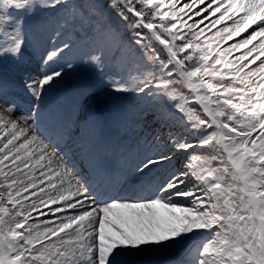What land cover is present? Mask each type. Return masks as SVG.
I'll return each mask as SVG.
<instances>
[{
  "label": "snow or ice",
  "instance_id": "obj_1",
  "mask_svg": "<svg viewBox=\"0 0 264 264\" xmlns=\"http://www.w3.org/2000/svg\"><path fill=\"white\" fill-rule=\"evenodd\" d=\"M73 37L166 130L127 167L90 158L102 184L37 122ZM41 41L56 66L23 85L36 111L0 82V264H264V0H0V59Z\"/></svg>",
  "mask_w": 264,
  "mask_h": 264
},
{
  "label": "rangeland",
  "instance_id": "obj_2",
  "mask_svg": "<svg viewBox=\"0 0 264 264\" xmlns=\"http://www.w3.org/2000/svg\"><path fill=\"white\" fill-rule=\"evenodd\" d=\"M13 14L22 15V13L15 10H13ZM35 22L37 25L40 24L38 18ZM50 31L51 28L48 26L38 28V34H43L44 37ZM72 39L74 43L71 51H66L60 58L59 63L70 61L73 63L74 68L69 70L70 75L67 73L62 80H58L54 86L46 89L43 102L39 103L37 114L40 130L49 137L55 138L56 134L57 137L59 135L60 140H58L63 144L64 139L73 136L76 131H80L83 135V132L86 134L89 129H92V135L90 136L93 137L94 135L97 139L103 134V140L107 143L106 146L110 147L105 158H110L109 160L114 164H118V158L123 159L127 165L122 164L119 168L127 167L135 160L136 156L142 154L148 147L144 141H137L136 136L138 133H142L144 137H147L152 136L153 132H160L164 135L166 130H162L160 125L150 117L147 122L141 118L144 102L135 94H121L120 98L113 104L108 103V97L100 98L108 90L102 84L107 80V77L100 72H93L88 69L87 65L81 64V58L86 56L89 48L84 41H76L75 37ZM40 46L44 47L46 45H43V41H41V44L31 50L23 62L0 59V82L15 91V93H19L17 104L20 105L21 109L19 108L20 113H17L18 115L27 116L29 109L35 112L37 107V102L24 89V83L56 66L55 64L48 66L43 64L41 60L43 47ZM121 99L122 102L119 101ZM98 112L104 114L107 119L99 118ZM65 113L66 116H64ZM134 123L136 127L133 128L134 130L130 132L131 136L128 137V126ZM60 126H66L68 129L63 131L64 127L60 128ZM73 127L76 129H73ZM133 132L136 135H133ZM116 134L121 137L117 138ZM121 138H124L123 142L120 141ZM112 139L115 141L111 143ZM53 143L58 146L61 145L58 144V141ZM92 145L93 142L90 143L89 147ZM63 146H65L64 150L69 158L68 160L72 159V161H69L72 165L77 163L73 162L77 157L80 158L86 155L84 153L86 150H83L77 157H75V153L69 156L70 151L67 150L69 145L63 144ZM142 148H144V151L140 150ZM77 150L74 149L73 152ZM60 151L63 150L60 148ZM169 255L171 253L167 250H149L139 259L146 257L145 260L154 258L161 260V258L168 259Z\"/></svg>",
  "mask_w": 264,
  "mask_h": 264
},
{
  "label": "bare ground",
  "instance_id": "obj_3",
  "mask_svg": "<svg viewBox=\"0 0 264 264\" xmlns=\"http://www.w3.org/2000/svg\"><path fill=\"white\" fill-rule=\"evenodd\" d=\"M40 47H43V46H40ZM76 68V67H75ZM66 72L67 73H69V70H66ZM68 75H70V73L68 74ZM67 77V76H66ZM104 86H106V81L105 82H103L102 83ZM15 92V91H14ZM120 95L121 94H119V93H113V92H111L109 89L100 97V98H102V97H108V103H110V104H113L115 101H117L119 98H120ZM120 102H122L123 100L121 99V100H119ZM109 104V105H110ZM108 106V105H107ZM97 107V106H96ZM19 108H20V105H19ZM20 112H18V114H19ZM21 116H24V115H22L21 114ZM136 127V124L134 123L133 125H129L128 126V129H127V136L129 137V136H131V134H130V132L132 131V130H134L133 128H135ZM91 137L92 136H90V134H89V136H83L81 133H80V131H76L75 132V134L73 135V136H69V137H66L65 139H64V141H63V144H65V145H69V147H68V151H70V154H69V156H71L73 153H75V156L77 157L78 156V154H80L83 150L82 149H84V146H86L87 144H89V142H90V140H91ZM151 139V136H147V137H144L143 136V134L142 133H138L137 134V136H136V139H137V141L139 142L140 140L141 141H144L145 142V139ZM120 141L121 142H123L124 141V138H121L120 139ZM114 142V141H113ZM74 149H78L77 151H75V152H73V150ZM82 150V151H81ZM74 159V158H73ZM79 160L80 159H78V157H77V159L76 160H73V162H79ZM69 161H72V159H70ZM87 166H89V164L87 165ZM88 176H90V175H88L87 173H86V176L85 177H88ZM89 178V177H88ZM92 179H96L97 180V176H94L93 174H92ZM147 262V261H146ZM156 264H158L157 262H155ZM154 263V264H155ZM142 264H146V263H143V261H142Z\"/></svg>",
  "mask_w": 264,
  "mask_h": 264
}]
</instances>
